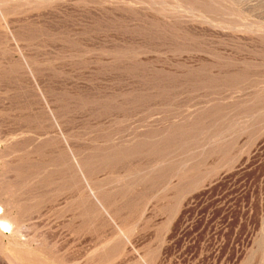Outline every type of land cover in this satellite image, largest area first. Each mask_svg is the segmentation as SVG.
Wrapping results in <instances>:
<instances>
[{"label":"rangeland","instance_id":"obj_1","mask_svg":"<svg viewBox=\"0 0 264 264\" xmlns=\"http://www.w3.org/2000/svg\"><path fill=\"white\" fill-rule=\"evenodd\" d=\"M0 264H264V0H0Z\"/></svg>","mask_w":264,"mask_h":264},{"label":"bare ground","instance_id":"obj_2","mask_svg":"<svg viewBox=\"0 0 264 264\" xmlns=\"http://www.w3.org/2000/svg\"><path fill=\"white\" fill-rule=\"evenodd\" d=\"M0 226H2L3 227V229H7V227H8V224L6 223V222H4V221H2V220H0Z\"/></svg>","mask_w":264,"mask_h":264}]
</instances>
